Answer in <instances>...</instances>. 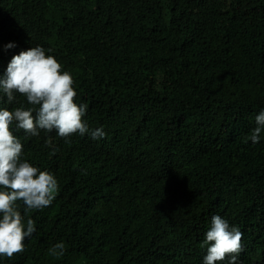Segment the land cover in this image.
Listing matches in <instances>:
<instances>
[{
    "label": "trees",
    "instance_id": "trees-1",
    "mask_svg": "<svg viewBox=\"0 0 264 264\" xmlns=\"http://www.w3.org/2000/svg\"><path fill=\"white\" fill-rule=\"evenodd\" d=\"M74 1L0 0V78L25 47L50 49L106 133H14L59 191L0 264H202L214 215L245 235L238 264H264V133L248 139L264 110V0H146L135 17L86 0L109 6L104 19Z\"/></svg>",
    "mask_w": 264,
    "mask_h": 264
},
{
    "label": "clouds",
    "instance_id": "clouds-1",
    "mask_svg": "<svg viewBox=\"0 0 264 264\" xmlns=\"http://www.w3.org/2000/svg\"><path fill=\"white\" fill-rule=\"evenodd\" d=\"M74 2L101 19L109 7L86 0ZM146 3V0H121L114 7L135 17ZM15 46L9 43L5 50ZM50 51L40 45L25 47V51L13 56L0 78V103L18 105L0 107V258L9 260L25 251V241L37 231L35 221L28 214L49 207L59 191L53 174L23 159V144L14 133L22 132L25 138H30L40 136L41 131L54 132L65 143H70L74 135L87 134L93 141L106 136L102 127H88L84 120L88 105L76 103L74 78L54 56L47 54ZM255 124L248 137L253 144L259 143L264 133V110L256 115ZM112 137L119 142V132ZM45 147L52 149L50 156L56 155L58 148L51 137ZM181 152L190 154L186 148ZM173 165L181 169L175 159ZM238 223L246 224L245 217L239 218ZM245 242L240 227L230 226L220 215H214L201 244L206 249L202 264H238ZM48 251L50 256L60 258L65 255L66 246L58 242Z\"/></svg>",
    "mask_w": 264,
    "mask_h": 264
}]
</instances>
